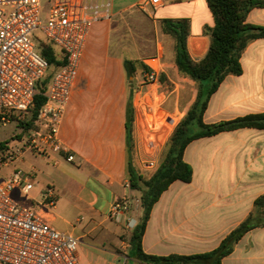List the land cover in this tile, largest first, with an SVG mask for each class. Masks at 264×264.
Masks as SVG:
<instances>
[{
	"label": "crops",
	"instance_id": "obj_1",
	"mask_svg": "<svg viewBox=\"0 0 264 264\" xmlns=\"http://www.w3.org/2000/svg\"><path fill=\"white\" fill-rule=\"evenodd\" d=\"M106 1L109 7L103 9V18L90 30L74 90L64 108L60 138L66 152H51L45 157V188L52 185L58 189L56 207L47 215L53 227L79 238V246L93 235L88 248L97 264H141L129 257L130 236L142 216V192L130 186L128 162L145 180L154 175L179 123V107L177 89L166 92L161 81L143 86L144 71L129 78L124 62L136 60L147 65L152 57H158L161 74L168 76L166 66L178 71L174 40L169 38L166 49L161 43L160 34L169 37L162 30L164 19L190 20L188 49L198 62L209 50L210 38L205 30L214 26V17L207 0H164L156 9H143L141 5L147 0ZM103 2L100 0L101 9ZM247 23L264 25V9L252 10ZM125 30L131 31L127 40ZM241 64L243 74L227 76L211 97L204 114L206 123L264 112V39L247 47ZM182 76L193 83L197 94L199 83ZM150 86H157L161 101L158 113L166 114L158 128L149 125L146 115L154 114L153 110L136 103L139 95L143 101L148 96L155 102ZM144 88L149 90L144 92ZM69 155L74 161L67 160ZM184 159L193 168V180L172 183L153 207L143 237L147 254L211 252L250 215L256 199L264 196V129L244 128L194 140L187 146ZM49 163L52 170L46 166ZM15 168L16 164L2 178L9 177ZM66 194H72L75 205L88 214L93 225L88 232L76 236L60 222L57 206ZM121 198L129 199L130 211L116 221L108 212ZM78 254L81 259L79 249ZM222 264H264V228L245 234Z\"/></svg>",
	"mask_w": 264,
	"mask_h": 264
},
{
	"label": "built area",
	"instance_id": "obj_2",
	"mask_svg": "<svg viewBox=\"0 0 264 264\" xmlns=\"http://www.w3.org/2000/svg\"><path fill=\"white\" fill-rule=\"evenodd\" d=\"M103 1L101 9L100 0H0V123L25 120L38 83L48 74L50 65L37 48L35 31L66 56V64L56 70L47 87V101L35 127L23 136L25 150L19 152L32 150L44 157L51 152H66L60 138L63 112L75 87L90 30L103 18V9L109 7ZM45 4L49 9L43 24ZM163 4L164 0H147L141 7L156 9ZM146 66L144 85L158 84L160 59L152 57ZM138 101L143 103V96ZM15 141L20 142L17 137ZM20 157L11 144L0 151V264H81L79 238L48 221L47 214L58 201L56 191L45 188L34 210L17 201L13 192L29 194L34 188L35 170L15 168L9 177H1V171L15 165ZM74 159L73 155L67 157L68 161ZM129 211V199L121 198L111 205L108 216L120 221Z\"/></svg>",
	"mask_w": 264,
	"mask_h": 264
},
{
	"label": "trees",
	"instance_id": "obj_3",
	"mask_svg": "<svg viewBox=\"0 0 264 264\" xmlns=\"http://www.w3.org/2000/svg\"><path fill=\"white\" fill-rule=\"evenodd\" d=\"M214 17V26L207 27L205 35L210 38V46L206 56L196 62L188 49V38L191 34L189 19H164L161 22L163 33L175 42V65L180 74L199 83V90L184 118L178 123L170 136L162 161L154 175L145 180L140 176L132 162H128L130 186L142 192V216L130 236V258L141 264H222V259L230 255L241 238L256 228H264V196L256 199L250 215L235 228L211 252L168 256L147 254L143 249V237L153 207L161 195L175 181L190 183L193 180V168L184 159L187 146L194 140L213 137L223 132L244 128L264 129V112L238 117L233 120L208 124L204 114L211 97L229 75H242L241 58L247 47L258 39H264V25L247 23L249 13L254 9H264V0H207ZM37 48L42 57L49 63L47 76L38 83L37 93L24 121L18 122L22 128L21 135H27L35 127L38 114L47 101V87L60 67L66 64L64 52L45 38L36 39ZM125 69L129 78L137 71H147L148 67L136 60H125ZM161 81L164 74L160 75ZM41 83L43 87L40 88ZM133 111L129 102L127 133L132 139ZM19 135L17 136V138ZM9 143L0 144V151Z\"/></svg>",
	"mask_w": 264,
	"mask_h": 264
},
{
	"label": "rangeland",
	"instance_id": "obj_4",
	"mask_svg": "<svg viewBox=\"0 0 264 264\" xmlns=\"http://www.w3.org/2000/svg\"><path fill=\"white\" fill-rule=\"evenodd\" d=\"M48 9H49L48 4H45L41 15V21L43 24L46 23ZM130 33L131 31L128 30H125L123 32L124 38L126 40L129 38ZM35 34L38 36V38H42L40 31L38 30L35 31ZM155 37L156 36L154 33V38ZM160 37L162 41L161 43L164 45L166 49L167 48L166 44L170 37L168 38L162 37L161 34ZM165 59L167 62L168 60L166 57ZM166 72L168 76L165 74L164 79L162 81L160 79L161 83L164 84L162 89L166 92H170L174 89H177L176 92L178 96L179 111L177 113L176 120L177 122H180L185 116L184 114L186 113L185 109L187 108L189 109L191 107L190 105L193 104V100L196 96V90L194 89L195 87L193 83L184 79L182 74L176 71L175 67L171 68L169 66H166ZM143 86H149V85L145 84ZM41 87H43L42 83L40 88ZM150 87L152 88L151 93L153 92L155 102L152 101L148 96L145 97V101H143V103L139 102L138 100H140L142 97V95H139L136 103L138 106L147 105L153 110L154 114L152 115L146 114V115L148 117L149 125L151 126L152 124L153 128H158L163 124L166 114L164 112L158 113L159 111H161L160 110L161 101H159L157 97V93H156L157 86H150ZM144 89H145L144 92H147L149 90L147 88ZM21 132H22V128L18 125L17 122L13 121L7 124L0 123V144L5 142L11 144L12 151L16 155L21 156L16 163L17 168L23 169L25 171H30L32 168H35L38 171L35 178L33 179L34 188L31 190L29 194H23L20 191H16L13 193V197L17 199L20 203L35 210L38 207L37 202L41 200L40 193L43 190H45V157L39 155L36 151H32V150H26L24 153L18 151V150H25L23 146L24 137L21 135ZM18 135H19L18 140L20 142L17 141L14 142V140ZM49 164L46 166L48 169L51 168L52 170L53 164L51 163ZM10 169L11 167L4 168L1 171V177L4 176ZM48 187H52L55 191L58 190L52 185ZM57 213L60 217L59 218L60 222L65 223L66 229L70 232L73 231L76 236L84 232L85 233L88 232L89 229L93 226L92 223H90L88 220V214L75 205L74 197L72 194H66L64 196L62 195V200L58 203L57 206ZM141 214L142 212L140 211V215ZM82 218H84V220L80 221ZM92 237L93 235H90L89 237L83 239L82 241L83 244L79 246V250L81 253V259H80L81 264H97V262H99L97 261L96 257L92 256V254L90 253V249L88 248V243ZM81 248H83L82 251Z\"/></svg>",
	"mask_w": 264,
	"mask_h": 264
}]
</instances>
